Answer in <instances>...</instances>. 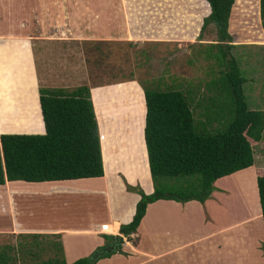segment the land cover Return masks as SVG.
I'll list each match as a JSON object with an SVG mask.
<instances>
[{
	"label": "crops",
	"instance_id": "obj_1",
	"mask_svg": "<svg viewBox=\"0 0 264 264\" xmlns=\"http://www.w3.org/2000/svg\"><path fill=\"white\" fill-rule=\"evenodd\" d=\"M47 1L40 0L38 9L32 12L30 0H0V134L44 132L38 93L40 68L46 73L43 66L46 51L42 48L48 40L63 39L57 33H48L46 23L41 24L48 12ZM52 1L55 3L50 11L56 14L59 10L63 14L62 2H67L69 10L64 7V12L70 20L75 16V12L70 13L72 9L82 13L84 8L87 16L107 17L93 22L92 32L106 34L113 32L115 26L124 29L127 24L125 30L129 39H139L141 36L136 33L145 31L134 29L132 18L125 21V17L155 15L163 26L150 28L145 37L149 33H157V36L174 33L175 36L177 31L182 38L186 31L175 27L176 20L169 26L172 30L167 29L164 22L169 16H189L192 8L197 9L193 0ZM207 6V12L200 17L201 24L210 12L208 3ZM152 20L158 24L157 20ZM196 32L183 39H194ZM155 39L159 40H152ZM88 87L98 127L102 175L4 181L0 184V242L9 237L52 238L60 242L62 257L70 263L103 245V235L112 232L122 239L121 252L99 258L94 264H264V253L258 247L259 239L264 246V230L255 181L257 175L264 173V163L254 151L261 140L251 143L252 165L216 178L214 189L203 202L194 200L180 205L170 199H156L147 203L135 231L125 237L118 232L119 225L131 220L139 198L138 193L128 190L126 185H137L145 193L153 190L143 138V91L138 79L132 77ZM248 170L252 171L256 216L248 215L247 208L244 218L237 216L243 218L239 221L241 228L251 229V233L252 228L255 229L257 238L249 239L255 247L251 250L253 254L245 248L242 252L240 247V237H248L234 233L239 229L238 221L233 219L237 206L229 202L222 206L221 199L228 196L231 201L233 198L226 186L227 179ZM222 207L225 218L221 221L218 214ZM223 222L224 227L216 228ZM103 223L108 224L107 232L100 230ZM256 231H260V237Z\"/></svg>",
	"mask_w": 264,
	"mask_h": 264
},
{
	"label": "trees",
	"instance_id": "obj_2",
	"mask_svg": "<svg viewBox=\"0 0 264 264\" xmlns=\"http://www.w3.org/2000/svg\"><path fill=\"white\" fill-rule=\"evenodd\" d=\"M206 1L210 12L202 20L201 31L213 25L217 42L211 44L220 52L221 58H217L228 62V69L218 70L217 81L222 85L216 95V80L211 78L207 84V90L212 88L213 92L209 90L212 103L205 107L204 120H195L188 96L181 90L140 83L145 103L143 138L153 190L145 193L126 185L139 198L131 220L119 225L118 232L125 237L135 231L147 203L156 199L203 202L214 189L216 178L252 165L251 143L264 137V110L248 107L242 88L245 78L225 51L232 45L228 31L234 28L236 16L247 19L250 31L260 35L264 32V0ZM207 3L201 0V10L196 12L199 19L207 12ZM38 93L44 132L0 134V184L102 175L98 127L88 85L71 89L39 86ZM212 121L216 125L210 126ZM255 181L264 230V174L257 175ZM103 236V245L70 263L64 261L61 244L56 241L55 255L41 263L94 264L99 258L121 251L119 235ZM109 244L113 248L102 251ZM10 260L11 256L0 247V264H9Z\"/></svg>",
	"mask_w": 264,
	"mask_h": 264
},
{
	"label": "rangeland",
	"instance_id": "obj_3",
	"mask_svg": "<svg viewBox=\"0 0 264 264\" xmlns=\"http://www.w3.org/2000/svg\"><path fill=\"white\" fill-rule=\"evenodd\" d=\"M30 1L32 12H35L41 4L40 0ZM167 1L170 2L171 0ZM193 1L197 5V9L193 10L192 8L193 12L190 13V17L183 15L169 16L170 20L168 19L167 22H164L167 24V29H170L171 27L169 26L172 24V20H176L175 27L185 29L183 32L186 31L182 38L181 36L179 37L180 33L177 31L175 36H173L174 33L164 34L166 36H157V33H149L148 37H145L144 34L150 28L155 29L163 26L158 19L159 17L156 18L155 15H150L142 18L140 16L125 17V21L132 18L134 29L145 31V33H136L141 36L139 39H129V33L125 30L128 28L127 22L124 29H121L120 26H115L113 27V32L109 31L106 34L97 33L96 31L92 32L94 30L92 28L93 22H99L102 18L106 20L107 17L87 16L84 8L82 13L81 10L72 9L70 13L75 12V16L70 20L65 15L66 12H64L67 2H62L63 14L60 13L61 10L56 14V12L53 11L51 13L50 11L52 9L51 5L55 2L48 0V12L41 24L46 23L48 33H57L63 39L48 40L43 46L42 49L46 51L45 58H43V66L46 73L44 74L42 68H40L38 72L39 86L71 89L79 84H98L132 77L151 88H177L181 90L188 96L195 120H204L203 112L206 105L211 102L208 96L213 92L212 88L209 89L211 92L207 90V84L211 81V78L216 80L213 82L216 87L214 88L215 95L220 91L221 88L218 87L222 83L217 81L218 78L216 76L219 75V69L225 67L228 69V62L217 58V56L220 57V52H218L219 50L217 51L215 45L211 44L217 42L213 25L208 24L201 31V21L196 15V12L201 10V0ZM202 2L204 3L203 0ZM71 3L73 4L74 2ZM66 9L69 10L67 7ZM21 10L26 11V8L21 7ZM170 10H172L171 7ZM108 19L111 21V15ZM152 19L157 20L156 23L158 24H154ZM235 19L234 28L228 31L231 35L229 44L232 45L225 50L227 51L226 57L229 60L234 58L245 78L242 88L248 107L263 110L264 32L262 30L263 33L260 35L250 31L246 23L247 19L244 17L236 16ZM31 21V26L34 27L33 25L36 24L35 19L32 17ZM258 25L262 29L260 19H258ZM164 30L165 28H162V31ZM195 32L194 39H183L187 38L189 33L193 34ZM154 38L159 40H152ZM214 125L216 123L212 121L210 126ZM254 151L255 153L257 152L258 158L264 163V137L254 146ZM257 160H255V163L258 164L259 161L257 162ZM263 163H261V166ZM226 186L230 189L233 198L230 201L228 196L222 197V206H224L225 202H229L234 207L237 206L234 208L235 211L233 213L235 222L238 221L237 224H240L239 221L246 214L245 208H247V214L253 213L255 218L257 200L252 185V171L240 172L233 177H229ZM134 187L141 189L137 185H134ZM245 197H247V201H245ZM194 200L173 201L183 205ZM223 209L222 207L218 214L221 221L225 218ZM237 215L243 218L240 217L241 219H238ZM225 224L223 222L217 225L216 228L224 227ZM252 230L253 232L251 233V229L246 231L239 225L238 231L234 232L239 235L245 234L248 237L246 239L240 237L242 252H244L245 248L250 254H253L251 250L254 251L255 247L250 243L249 239L257 237L254 234L255 229L252 228ZM256 232L257 236L260 237V231ZM258 241L260 242L258 247L264 253L263 242L260 239ZM54 242L56 240L52 238L40 240L32 237H16L15 239L9 237L0 242V247L4 250H9L7 252L11 256L9 264H42L43 260L52 258L55 255L56 247ZM236 245L239 244L236 243Z\"/></svg>",
	"mask_w": 264,
	"mask_h": 264
},
{
	"label": "water",
	"instance_id": "obj_4",
	"mask_svg": "<svg viewBox=\"0 0 264 264\" xmlns=\"http://www.w3.org/2000/svg\"><path fill=\"white\" fill-rule=\"evenodd\" d=\"M112 248H113V245H112V244H109V245L104 246V247L102 248V251H108V250H110V249H112Z\"/></svg>",
	"mask_w": 264,
	"mask_h": 264
},
{
	"label": "built area",
	"instance_id": "obj_5",
	"mask_svg": "<svg viewBox=\"0 0 264 264\" xmlns=\"http://www.w3.org/2000/svg\"><path fill=\"white\" fill-rule=\"evenodd\" d=\"M107 225H108L107 223H103V224H101V225H100V230H101V231H104V232L107 231V228H106Z\"/></svg>",
	"mask_w": 264,
	"mask_h": 264
},
{
	"label": "clouds",
	"instance_id": "obj_6",
	"mask_svg": "<svg viewBox=\"0 0 264 264\" xmlns=\"http://www.w3.org/2000/svg\"><path fill=\"white\" fill-rule=\"evenodd\" d=\"M240 170V169H239ZM260 215H261V212H260ZM104 232V231H103ZM105 232H107V231H105ZM107 233H109V234H113L112 232H107ZM116 233V232H115Z\"/></svg>",
	"mask_w": 264,
	"mask_h": 264
}]
</instances>
